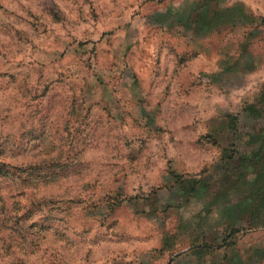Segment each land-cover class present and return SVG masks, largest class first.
Listing matches in <instances>:
<instances>
[{
  "label": "rangeland",
  "instance_id": "374dc122",
  "mask_svg": "<svg viewBox=\"0 0 264 264\" xmlns=\"http://www.w3.org/2000/svg\"><path fill=\"white\" fill-rule=\"evenodd\" d=\"M213 13L236 19L201 36ZM260 17L264 0H0V264H264L225 157L264 85Z\"/></svg>",
  "mask_w": 264,
  "mask_h": 264
},
{
  "label": "trees",
  "instance_id": "16d2710c",
  "mask_svg": "<svg viewBox=\"0 0 264 264\" xmlns=\"http://www.w3.org/2000/svg\"><path fill=\"white\" fill-rule=\"evenodd\" d=\"M216 0H196V11L200 10V8H206L207 10H209V8L211 6H214ZM233 16V15H232ZM232 19H236L234 17H224L223 19H221L217 13H213L212 18L211 19H204L201 18V22L205 25V27H207L208 29H216L220 26H224L227 25L229 22H232L234 20ZM238 19V18H237ZM242 20L246 23V24H250L252 23L255 18L252 14H247V13H243V17ZM263 20V19H262ZM230 24V23H229ZM261 97L259 98V104L263 103L264 104V92H262ZM249 111V116L250 117H256L257 115H259L258 110L252 105V106H248ZM248 115H246L247 118ZM262 150H264V137L262 142L260 143V148H259V153L262 152ZM228 159H232L233 154L228 153L226 154ZM260 159L258 160V170L255 172V178L253 180H250L248 175V171H249V165L247 164V159L244 157H238L237 158V165L231 167V169H229L230 175L235 179V186L236 183H240V185H242L244 187V190L252 193L255 196V200H253V211H252V215L250 218V223L252 226H256L257 224L261 223L262 221H264V195L262 194L263 190H264V157L260 156ZM229 229L226 231V236L227 237H231L235 231Z\"/></svg>",
  "mask_w": 264,
  "mask_h": 264
},
{
  "label": "crops",
  "instance_id": "0c3cea01",
  "mask_svg": "<svg viewBox=\"0 0 264 264\" xmlns=\"http://www.w3.org/2000/svg\"><path fill=\"white\" fill-rule=\"evenodd\" d=\"M262 19L263 18L260 17V21H262ZM217 30H219V29H217V28L213 29L212 28V29L204 30V32L200 35L201 36L209 35V34L215 32ZM192 33L194 34V32H192ZM200 35L197 34L195 36H200ZM262 92H264V85L261 87V90L258 94V97H256V99L254 101H252L250 103H246L243 107V112H245L246 115H248L249 114V111L247 110L248 106L253 105L258 110L259 115H257L256 117H250L248 115L249 118L246 119L245 122H250L251 126H250V129L247 128L244 131L245 138L243 137V142L245 141V144L242 145L241 149L237 148V153H234V155H233V157L236 159L238 157H244L247 159V164L250 167L249 171H248V173H249L248 177L250 180H253L255 178V172L258 170V163L257 162L260 159L259 157L260 156L264 157V150H262V152L259 153L260 143L262 142L263 137H264V104L263 103L259 104V98L261 97L260 94ZM246 115H245V117H246ZM248 146H250V147H248ZM225 157H227V156H225ZM227 177H228L229 181L232 180V183L227 184V187L231 185V187L233 189H236L235 188V179L230 175V173L227 174ZM216 180H218V177L216 178ZM222 186H224V184ZM225 187H226V185H225ZM262 194L264 195V190H263ZM251 195L253 198H255V196L252 193H251ZM252 211H253V204L251 201V204H250V213L251 214H252Z\"/></svg>",
  "mask_w": 264,
  "mask_h": 264
}]
</instances>
